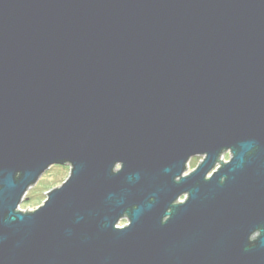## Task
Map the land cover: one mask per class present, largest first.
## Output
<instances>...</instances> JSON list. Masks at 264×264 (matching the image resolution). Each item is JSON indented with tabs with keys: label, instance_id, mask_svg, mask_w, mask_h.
Returning <instances> with one entry per match:
<instances>
[{
	"label": "water",
	"instance_id": "1",
	"mask_svg": "<svg viewBox=\"0 0 264 264\" xmlns=\"http://www.w3.org/2000/svg\"><path fill=\"white\" fill-rule=\"evenodd\" d=\"M0 264H264V0H0Z\"/></svg>",
	"mask_w": 264,
	"mask_h": 264
},
{
	"label": "rangeland",
	"instance_id": "2",
	"mask_svg": "<svg viewBox=\"0 0 264 264\" xmlns=\"http://www.w3.org/2000/svg\"><path fill=\"white\" fill-rule=\"evenodd\" d=\"M229 158V153L223 155V159L226 161ZM202 159L201 156H193L190 158L187 164V170L185 173L192 170ZM69 168L66 165H52L50 168L45 170L37 180L26 191L23 199L20 201L19 209L22 211L33 210L39 206L46 197V192L53 187L61 184V182L67 177ZM180 199H183L181 196ZM125 223V220L121 224Z\"/></svg>",
	"mask_w": 264,
	"mask_h": 264
},
{
	"label": "trees",
	"instance_id": "3",
	"mask_svg": "<svg viewBox=\"0 0 264 264\" xmlns=\"http://www.w3.org/2000/svg\"><path fill=\"white\" fill-rule=\"evenodd\" d=\"M122 222V221H121Z\"/></svg>",
	"mask_w": 264,
	"mask_h": 264
}]
</instances>
